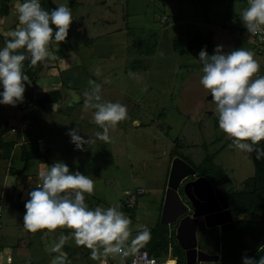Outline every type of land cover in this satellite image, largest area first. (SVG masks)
Here are the masks:
<instances>
[{
  "label": "rangeland",
  "instance_id": "rangeland-1",
  "mask_svg": "<svg viewBox=\"0 0 264 264\" xmlns=\"http://www.w3.org/2000/svg\"><path fill=\"white\" fill-rule=\"evenodd\" d=\"M23 2L14 0L9 14L0 15V37L9 40V33L20 27L17 6ZM40 2L48 11L61 4L71 8L75 19L65 44L73 50L62 53L61 43L51 44L49 50L56 53V59L49 61L54 65L60 62L62 67V63L69 61V52H73L74 60L63 66L62 71H48L46 62L38 64L39 77L31 86L26 84L23 102L15 107L0 105V130L5 123L16 128L22 112L34 116L29 133L28 130L18 136V132L10 129L3 137V141L13 140L15 144L10 157L0 160V200L18 183L25 184L24 188L32 182L39 186L40 173L54 162H63L70 171H79L95 181L94 193L85 194L89 208L119 204L120 210L132 220L134 238L139 225L151 229L161 223L162 200L174 157L184 159L198 170L201 165H208L205 161L201 163L207 154L219 151L213 163L222 167L227 177L219 188L224 192L241 188L243 180L254 171L252 154L232 146L231 139L219 129L211 94L200 84L203 72L198 53L205 48L212 55L218 45L223 46L224 52L243 47L255 53L254 58L260 64L258 74L264 76V61H259L262 58L255 51L252 34L239 29V25L243 26V2H235L231 10L226 6H212L208 21L203 12H194V6L187 3L172 2L164 6L157 0H77L76 5L68 0ZM197 30L204 37L201 49L178 55L173 39L185 38ZM19 51L29 55L26 49ZM60 74L65 86L62 102L33 111L29 98L55 89L51 83L60 82ZM89 80L101 85L104 101L119 102L128 109V118L110 129L111 142L107 144L96 138L95 133L102 129L94 123L95 110L84 107L86 95L91 91ZM73 91L80 97L78 102H73L70 95ZM72 128L94 143L85 145L84 151L77 150L66 134ZM41 136L45 142L42 139L38 142L46 160H20L21 143L26 138ZM172 151L177 155L171 158ZM0 152L4 154L5 150ZM24 190L14 193L10 204L0 202V246L12 255L11 264H52L58 255L52 248L60 235L71 236V230L57 229L46 237L40 235L45 230L38 231L40 234L26 231L21 202L27 201L28 189ZM137 190L142 193L135 194ZM130 194H135V203L133 208L124 211ZM176 225H166L174 236ZM209 233L217 235L221 230L207 229L203 224L197 231V244H204V251L215 254L214 240ZM170 243L179 254L180 264H185L184 252L175 237ZM63 251L67 253L68 264L93 261L89 258L91 250L76 246L71 238ZM83 253L87 257L78 258ZM30 260L33 261L29 263ZM117 264H124L123 260L118 259Z\"/></svg>",
  "mask_w": 264,
  "mask_h": 264
},
{
  "label": "clouds",
  "instance_id": "clouds-1",
  "mask_svg": "<svg viewBox=\"0 0 264 264\" xmlns=\"http://www.w3.org/2000/svg\"><path fill=\"white\" fill-rule=\"evenodd\" d=\"M17 12L20 27L9 33L11 39L0 49V87L3 88L0 104L13 107L23 102L26 84L32 83L23 71V62L30 58L31 65L36 66L55 60L56 53L49 50V45L53 41L65 42L75 19L69 6L61 4L48 11L40 0H24L17 6ZM241 22L247 33L264 39V0H249V6L241 13ZM21 49L30 55L26 56ZM254 56L253 51L243 47L224 52L222 45L216 46L212 55L205 48L198 53L203 72L200 84L211 94L219 129L231 139L232 146L246 154L254 152L259 160L264 157V148L257 147L264 140V76L257 75L260 64ZM88 83L91 91L86 95L84 107L95 110L94 123L102 129L95 133L96 138L110 143L109 131L128 118L127 106L104 101L101 85L93 80ZM70 95L73 102L79 101L74 91ZM66 134L80 151L94 143L90 138L84 139L77 128ZM40 179L42 183L28 193L24 204L23 228L33 234L41 230H71V236L60 235L52 248L58 254L52 264H68L63 248L70 238L76 246L91 250L89 258L100 264H107L109 257L119 256L123 260L138 256L141 248L150 242L151 229L146 225H139L133 238L132 220L120 210L119 204L89 208L85 194L91 196L95 190V181L89 176L70 171L63 162H54L40 173ZM242 264H264V258L257 261L244 255Z\"/></svg>",
  "mask_w": 264,
  "mask_h": 264
},
{
  "label": "trees",
  "instance_id": "trees-1",
  "mask_svg": "<svg viewBox=\"0 0 264 264\" xmlns=\"http://www.w3.org/2000/svg\"><path fill=\"white\" fill-rule=\"evenodd\" d=\"M13 1L14 0H0L1 16H6L9 14V11H11V9L13 8ZM68 1L71 5H76V3H78L77 0ZM239 1L243 2L244 9L249 6V0H157L159 4H162L164 6L172 2L177 4H191L194 6V12H203L206 21H208L207 15L212 6H226L229 10H231L235 2ZM241 29L246 30L244 26H242ZM252 37L253 39H255L253 35ZM6 40L7 39H4L2 36L0 37V49L5 46ZM68 41L69 32L66 41L61 42L60 44L59 48L62 53L67 50H73L72 47H68V45L65 44ZM203 42V34L201 31L197 30L195 32H192L190 36H186L185 38L175 37L173 39V48L178 55L184 56L190 52H193L194 50H200L203 46ZM51 44L54 45L56 44V42L53 41ZM257 49L258 48L256 47V52L258 53ZM29 55L26 54V56ZM23 64L24 73L29 77L32 83H35L40 74L39 65L32 66L30 63V58L26 59ZM60 81V87L51 89L42 95H38V97H30V108H32V110L34 111L36 108L39 107L49 108V106L55 103H61L63 99L62 91L65 88L63 82L64 80L62 79L61 74ZM33 117L32 121L34 119ZM10 129L11 127L7 125V123H5L4 128L0 130V150H5L4 154L0 152V160L8 159L10 157V151L15 144V141L13 140L3 141V137L10 132ZM30 131L31 130H29L28 133ZM20 134L21 133L18 131L17 135L19 136ZM38 139H42L44 141V138L41 136L26 138L25 142L21 143L19 157L20 160H37L41 162H44L46 160V157L44 156V152L41 149V145L39 144ZM257 147L264 148V140H262L257 145ZM47 150L48 149L46 148L45 152H47ZM218 152L219 151H216L213 154H207L201 163L205 161L208 165L206 167H203V165H201L196 171L198 175L206 177L212 184L220 187L221 185L226 183L227 177L222 167L217 166L213 163L214 156H216ZM251 154L254 166L253 174L243 180L240 189H229L228 191L224 192L227 196L229 209L234 219V228L228 232L220 234L218 233L217 235H212L211 233H209V236L212 237L214 240L215 248L213 249V252L219 253L220 255L219 261L214 262V264H242V256L244 255L252 257L257 261H259L260 258H264V157L257 160L255 158L256 154L254 152ZM175 155L177 154L172 151L171 158ZM214 168L219 169L213 171ZM37 187V183L32 182L30 185V190H33ZM11 191L6 193L7 195H5L6 197L4 199V204L6 202L10 203L13 201V192ZM138 193H142V191L139 192L137 190L135 194ZM135 194L131 195L135 196ZM128 197L126 199H128ZM131 208L133 207H128L125 203L123 210L127 211ZM167 226L158 223L154 226V228H151V240L147 243V245L143 247L151 255L157 258L164 257L167 253L168 247L172 248L173 256H175L176 258L177 256L179 257L177 250L174 249V247L170 243V241L175 237L174 232L169 231ZM246 238L249 239L246 240ZM198 247L201 250H205L206 246L204 244H198ZM177 264H180V257L179 259L177 258Z\"/></svg>",
  "mask_w": 264,
  "mask_h": 264
},
{
  "label": "water",
  "instance_id": "water-1",
  "mask_svg": "<svg viewBox=\"0 0 264 264\" xmlns=\"http://www.w3.org/2000/svg\"><path fill=\"white\" fill-rule=\"evenodd\" d=\"M195 174V168L184 159L172 158L160 222L163 225L177 223L175 239L184 252L185 264L214 263L219 261L220 255L208 253L198 247V225L202 221L207 229L218 227L222 233L228 232L234 228L233 216L226 195L204 176L183 185V192L193 207V213L185 215L189 208L182 201L178 189L184 179ZM191 187L196 199L188 196V189ZM176 203H180L182 209H175Z\"/></svg>",
  "mask_w": 264,
  "mask_h": 264
},
{
  "label": "built area",
  "instance_id": "built-area-1",
  "mask_svg": "<svg viewBox=\"0 0 264 264\" xmlns=\"http://www.w3.org/2000/svg\"><path fill=\"white\" fill-rule=\"evenodd\" d=\"M255 37L254 42L256 47L258 48L257 51L259 54H261L264 51V39H261L260 35H253ZM259 76V74L257 73ZM19 122L17 124V127L11 128V132H25L30 130V124L32 122V117L29 112H22L20 113ZM135 201V196L131 195L128 197L126 201V206L132 207L133 203ZM141 254L138 256H130L123 259L124 264H150L151 261H155V264H177L176 257L172 254V248L168 247L167 253L162 258H157L153 255H151L146 249L141 248L140 250ZM143 253H146V255H143ZM118 259H121L119 256H117ZM117 257L113 259L112 257H109L107 260V264H117ZM9 258H11V263L13 262L12 255L5 251L0 246V264H9ZM95 264H100L99 261H96Z\"/></svg>",
  "mask_w": 264,
  "mask_h": 264
},
{
  "label": "crops",
  "instance_id": "crops-1",
  "mask_svg": "<svg viewBox=\"0 0 264 264\" xmlns=\"http://www.w3.org/2000/svg\"><path fill=\"white\" fill-rule=\"evenodd\" d=\"M241 28H242V26L239 25V29H241ZM253 40H254V39H253ZM254 46H255V45H254ZM255 47H256V46H255ZM255 51H256V49H255ZM72 53H73V52H69V53H68V56H69L68 59H69V61L74 60V58H73L74 56H73ZM257 54H258V53H257ZM259 55H260L261 58L263 59V60H262V59L259 58V61H262V62H263V61H264V52L261 53V54H259ZM69 61H68V62H69ZM68 62L66 63V61H65V62H64V65H63V63H62V67H61V65H59L60 62H59L58 64L56 63V65H54V62H53V61H49V62H46V67H48V68H47L48 71H55V70H57V71H62V70H63V66H67V64H69ZM57 68H58V69H57ZM52 74H53V73H52ZM259 76H260V75H259ZM53 78L56 79V80L58 79V77H53ZM57 82H58V83H55V82L53 81V82L51 83V84H52L51 86H54V88H58V87H60V86H61V81H60V82L57 81ZM56 85H57V86H56ZM37 169H39V168H37ZM27 178L29 179V176H28ZM23 185H25V184H23V183H18L17 186H14V187L9 188V189H10L9 191L12 190L11 192H13V194H14V193H17L19 190L28 189V193H29V192L31 191V190H30V185H29V186H26V188H24L25 186H23ZM6 188H7V187H6ZM9 191H7V192H9ZM25 191H26V190H24V193H27V192H25ZM28 198H29V197H28ZM24 200H25V199H24ZM24 200H23V202H21V203L23 204V206H24V204H25V202H26V201H24ZM1 201H3V203H4V200H0V202H1ZM6 203H8V202H6ZM6 203H5V204H6ZM10 203H11V202H10ZM10 203H9V204H10ZM19 207L21 208V205H20ZM24 209H25V208H24ZM24 231H25V230H24ZM56 231H57V230H56ZM56 231H55V232H56ZM64 231H65V232H66V231L69 232L68 229H65ZM38 233H39V232H38ZM49 233H52V232H48L47 230H45V232L42 231V234H40V233H39V234L41 235V237H44V236L46 237V236H48ZM54 234H55V233H54ZM55 236H56V234H55ZM56 237H57V236H56ZM40 243H41V242H40ZM41 245H42V243H41ZM83 256L87 257L86 254L83 253L82 255L79 254V257H78V258H81V257H83ZM32 261H33V260H30L29 263L32 262ZM95 263H96V261H92V262H90V264H95ZM85 264H86V263H85Z\"/></svg>",
  "mask_w": 264,
  "mask_h": 264
},
{
  "label": "flooded vegetation",
  "instance_id": "flooded-vegetation-1",
  "mask_svg": "<svg viewBox=\"0 0 264 264\" xmlns=\"http://www.w3.org/2000/svg\"><path fill=\"white\" fill-rule=\"evenodd\" d=\"M196 170V169H195ZM197 172V171H196ZM197 177H200V175H198V174H195L194 176H192V177H188V178H186V179H184L183 181H182V183H181V185H180V187H179V189H178V193L180 194V197H181V199H182V201L188 206V208H189V210H188V212L185 214V215H191L192 213H193V207H192V205H191V203H190V201L188 200V197L184 194V192H183V185L185 184V183H187V182H189V181H191V180H194V179H196ZM213 186H215L214 184H212ZM215 187H218V186H215ZM219 188V187H218ZM220 189V188H219ZM221 190V189H220ZM222 191V190H221ZM223 193H224V191H222ZM225 194V193H224ZM226 195V194H225ZM165 196V195H164ZM188 196H190L191 198H193V199H196V196H195V193H194V191L192 190V187L191 188H189L188 189ZM227 197V196H226ZM163 200H164V198H163ZM163 200H162V205H163ZM182 205L179 203H176V208L175 209H177V210H179V209H182ZM161 212H162V210H161ZM161 216V215H160ZM179 219V218H178ZM234 220V219H233ZM174 224H177V223H174ZM201 225H203V222L202 221H200V223H199V225H198V228H197V231H198V229H199V227L201 226ZM211 229V228H210ZM196 234H197V232H196Z\"/></svg>",
  "mask_w": 264,
  "mask_h": 264
}]
</instances>
